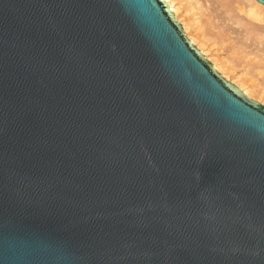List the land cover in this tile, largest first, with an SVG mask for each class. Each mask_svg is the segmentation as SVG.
<instances>
[{
  "label": "water",
  "instance_id": "1",
  "mask_svg": "<svg viewBox=\"0 0 264 264\" xmlns=\"http://www.w3.org/2000/svg\"><path fill=\"white\" fill-rule=\"evenodd\" d=\"M0 264H264V104L166 0H0Z\"/></svg>",
  "mask_w": 264,
  "mask_h": 264
},
{
  "label": "bare ground",
  "instance_id": "2",
  "mask_svg": "<svg viewBox=\"0 0 264 264\" xmlns=\"http://www.w3.org/2000/svg\"><path fill=\"white\" fill-rule=\"evenodd\" d=\"M166 1L217 70L264 103V5L257 0Z\"/></svg>",
  "mask_w": 264,
  "mask_h": 264
},
{
  "label": "rangeland",
  "instance_id": "3",
  "mask_svg": "<svg viewBox=\"0 0 264 264\" xmlns=\"http://www.w3.org/2000/svg\"><path fill=\"white\" fill-rule=\"evenodd\" d=\"M180 21V20H179ZM181 22V21H180ZM189 37V36H188ZM190 39V38H189ZM191 40V39H190ZM194 45H196L195 43H193ZM197 46V45H196ZM197 48H199L198 46H197ZM199 49H201V48H199ZM208 53L209 54H212V51L211 50H209L208 49ZM228 53V52H227ZM205 54V53H204ZM206 55V54H205ZM207 56V55H206ZM208 58V57H207ZM208 60L209 61H211L209 58H208ZM212 62V61H211ZM213 63V62H212ZM217 69V68H216ZM218 71V70H217ZM220 72V71H219ZM221 73V72H220ZM222 74V73H221ZM224 76V75H223ZM225 77V76H224ZM226 78V77H225ZM226 79H228V78H226ZM228 80H230V79H228ZM231 81V80H230ZM233 82V81H232ZM234 83V82H233ZM236 84V83H235ZM237 85V84H236ZM238 86V85H237ZM239 87V86H238ZM240 88V87H239ZM241 89V88H240ZM249 97V96H248ZM250 98H252V97H250ZM252 99H254V100H257V99H255V98H252ZM257 101H259V100H257ZM260 103H263V102H261V101H259ZM264 104V103H263Z\"/></svg>",
  "mask_w": 264,
  "mask_h": 264
}]
</instances>
